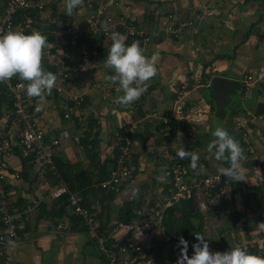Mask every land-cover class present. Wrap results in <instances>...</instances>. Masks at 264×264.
<instances>
[{
	"label": "crops",
	"instance_id": "crops-1",
	"mask_svg": "<svg viewBox=\"0 0 264 264\" xmlns=\"http://www.w3.org/2000/svg\"><path fill=\"white\" fill-rule=\"evenodd\" d=\"M88 1H92L94 6H97L96 10L100 12L98 15L100 28L108 29L109 34L107 36L102 33L85 35L100 38L96 42L99 48L94 50L87 60H83L80 55V51L85 49L84 42L78 43L72 36L71 39L67 36L63 37L62 42H59L57 46L62 45V50L68 51L67 61L64 60L63 54L61 57L55 56L52 61H47L46 58V62L43 60L45 71H51L57 75L55 87L51 92L54 102L50 101L48 96L43 104L34 100L32 109L35 122L45 129L47 138L59 135L62 130H67L69 133V138L66 139L68 141L61 143L55 155L64 162L72 164L80 162L83 169L88 166V160L80 159L76 150L81 149L78 138L85 130V119L89 115L98 125L100 158L115 161L112 156L116 145L115 139L117 140L115 136L118 135L120 128L128 127L127 130H131L136 138H141L138 146L140 143H145L147 146L145 153L140 149L134 151L138 155L136 181L139 182L143 176H148L157 183L156 176L162 175L167 157L172 154L170 152L176 151H173L174 146H172L175 141L174 138L171 142L161 138L157 131L158 124L148 120L147 114L153 111L159 113L172 111L175 107L176 89L183 85L186 88L185 111L193 109V112L200 115L203 110L200 108V103L196 104L195 100L199 102L198 98L212 99L211 95L206 96L204 90L210 94L213 77L235 81V90L231 92L235 95L234 101L227 107L226 113L227 115L231 111L235 113L233 127L229 132L231 136L237 138L236 140L244 150L246 160L242 162V167L245 170L243 173L245 180L230 182L227 177L224 179L219 202L223 203L221 200L226 199L231 212L229 213L228 210V215L223 214L221 219L217 218L212 224V227L218 230L215 237L211 238L210 233L203 236L208 240L209 248L213 249V252L228 251L238 243L244 249L247 244H251L250 246L255 244L260 249L257 255L264 256V232L256 229L259 223L264 222V111L261 114L256 113L259 105H261L259 110H264V0H148L151 1L150 3H146V0H84L86 5L89 4ZM61 2L64 3L62 0ZM86 13L85 7L79 6L75 15L71 16L70 23L66 25H73L78 20L81 27L85 26ZM61 14L63 9L54 6L51 12L54 18L52 23L55 21L56 25V19ZM148 16L153 17L154 24L145 23V17ZM130 22L138 23L145 31L143 47L146 49V54L150 57L152 54L159 53L160 59L157 62L158 73L148 82L147 90L140 97L139 104L120 106L115 101L123 93L118 90V84H112L105 79L106 76L113 75L114 71L106 67L104 61L112 42L111 34L118 32L114 26L123 27ZM189 22L191 25H186ZM170 25L176 29L175 33L166 30ZM249 28L251 31L247 36L246 32ZM126 34L123 35L126 36ZM51 47L45 49V56L47 51L54 50ZM65 71L69 73V78L60 81L59 73ZM246 76H251L252 79L245 82ZM197 78L199 82H196ZM190 83L194 85L190 86ZM57 87H60L62 91L57 92ZM78 96L86 100L85 109L78 108V112L72 116L77 118V121L62 120L59 109L67 104L65 100L68 97ZM52 103H55V110L48 114L46 110L53 106ZM203 103H205L203 109L208 105L211 110L206 100ZM214 115L216 116L215 113ZM237 121L242 122L246 131L245 137H240V133L234 127ZM217 122L220 125L223 121L217 119ZM77 123L83 126L76 128ZM197 140L199 141L198 138ZM135 144L137 145V142ZM207 146L197 142L191 144V147L199 152L202 147L205 149L199 159L206 162L209 171H215L210 170L209 167L214 163L219 168L229 166L227 162L224 166L219 162L216 163L211 156L206 158L209 153ZM10 163L13 168H17L20 160L15 157L10 160ZM30 172V180L22 179L21 183H14L8 187L10 197L19 211L28 197L43 193L47 187L46 181L43 182L36 172L33 170ZM246 186L249 192L245 190ZM122 189L117 191L108 208L101 206L99 198L88 196V204L96 220L99 216L102 221L107 220L108 217L111 220L109 226L112 225L116 212L127 200V198L122 200ZM132 189L134 188L130 190ZM253 193L256 195H252ZM130 196L129 199H131ZM136 198L138 197H134ZM43 203L46 206L44 212L38 210L32 214H20L18 217L19 240L15 242L14 247L10 245L6 247L3 263L103 264L96 243L89 233L83 230L82 225L71 222L67 215L54 220L45 217L55 212L56 208L53 206L54 201L50 198H46L41 204ZM223 207L226 209V206ZM244 211H248L249 214L245 215ZM59 224L61 227H58ZM208 225L209 218L207 224L209 229ZM233 229V238L223 239L219 243L221 238L219 234L224 230ZM246 229H249L250 235L244 234ZM160 234L161 227L156 228L152 235L149 231H143L134 234L133 238L149 249L152 238L157 241ZM126 235L121 234L117 240L126 241L128 236ZM191 243L196 244L198 241L193 240ZM181 248L182 246L176 244H167L149 254V257L143 250L132 256L129 264H168L178 261ZM177 249L180 250L179 253L175 251ZM189 251L194 252L193 249Z\"/></svg>",
	"mask_w": 264,
	"mask_h": 264
},
{
	"label": "built area",
	"instance_id": "built-area-1",
	"mask_svg": "<svg viewBox=\"0 0 264 264\" xmlns=\"http://www.w3.org/2000/svg\"><path fill=\"white\" fill-rule=\"evenodd\" d=\"M54 1L56 0H6L3 3L0 1V35L13 30L15 27H24L26 32L30 34L35 29L45 35V32L38 28V26L43 25L46 19L44 15L46 3ZM82 6L87 11L86 15H84V20L88 23L86 27H81L79 24H73L70 27L60 25L51 32V35H54L56 38H63L70 34L73 35L75 41L84 32L102 33L104 36H107L109 30L98 27V15L100 12L98 10L94 11L90 4H82ZM29 9H36L37 16L34 18L30 16L28 13ZM19 13H24V22L22 25H15V18ZM186 25H191V23L189 22ZM166 30L171 33L176 32V29L171 25ZM127 35L145 36L146 33L143 30H135L131 26L127 28ZM51 46H53L52 43L48 47ZM80 52L84 60L89 58L90 54L85 49H82ZM68 78L69 73L66 71L59 74L60 81L67 80ZM251 79V76H246L245 82H249ZM2 85L12 104V109L8 112L3 111V113L13 119V123L16 125V133L13 138H2L0 140V264H4L3 259L5 249L9 245L8 242L14 241L15 243L19 240L18 217L20 214H32L38 211L41 203L46 198L59 200L66 196L65 208L67 212L71 216L78 217L84 229L96 239V248L103 258L104 264H129L132 256L145 250L144 244L139 243L133 238V235L143 231L151 232L156 228H160L164 209L175 206L181 200L192 198L194 211L203 216V227H207L208 213L211 211L207 201L212 191L220 193L223 190L224 176L220 175L218 171H209L206 164L201 160H199L198 164H202L206 171L198 175L199 168L197 172H194L190 167L189 160L182 162L178 157L169 155L166 159V165L162 169V175L167 173V180L162 183L166 188L167 195L163 198L158 208L152 212L146 211L147 217L143 221H132L126 225L119 223L107 235H99L94 215L84 205L81 197L69 190L68 184L61 178L53 160L56 156L55 152L61 146V143L69 138V133L67 130H62L59 135L50 139L47 138L45 129L38 126L35 122L33 111L31 110L34 106L33 97H29L26 93V87L21 86L26 85V83L12 78L10 81L3 82ZM184 88L182 85L176 89L175 107L172 111L164 113L153 111L146 116L148 120L164 128L162 131L164 138H170L171 134L180 135L183 131L187 133L189 128H186V123L192 124V122L187 121L190 114L186 113L187 115H184V108H187ZM56 90L57 92L62 91L60 87H57ZM67 101H69L68 103L71 102L72 105L65 108V120H69L71 116H74L78 112L82 98L80 96L68 97ZM139 101L140 99L134 103L137 105ZM0 121L5 122L4 119ZM235 127L242 137L246 136V131L241 121H237ZM126 132L128 134L131 130H127ZM187 134L191 135L190 132ZM131 144L130 139L125 138L124 144L120 147V152L116 158L115 169L110 173L108 180L101 183L103 189L116 191L117 187L127 179L129 174L128 170L124 167V163L130 157ZM15 152H18L19 156ZM15 157L20 160L17 168H13L10 163V160ZM20 157L28 160L31 169L42 178L43 182L46 181L47 187L43 193L28 197L19 211L10 197L8 187L14 183L22 182L21 174L23 169ZM46 172L50 173L54 184L47 185L49 182L46 176H44ZM175 215L177 216V214ZM58 227H61V224ZM121 234L128 235H126L124 243H120L117 240V237ZM108 240L110 244L106 246ZM187 254L191 257L193 251L188 250ZM168 264H177V261L169 262Z\"/></svg>",
	"mask_w": 264,
	"mask_h": 264
},
{
	"label": "clouds",
	"instance_id": "clouds-1",
	"mask_svg": "<svg viewBox=\"0 0 264 264\" xmlns=\"http://www.w3.org/2000/svg\"><path fill=\"white\" fill-rule=\"evenodd\" d=\"M84 0H65L66 15L71 17L75 9L83 4ZM111 45L104 64L114 71L113 75L105 79L118 84V90L123 93L116 98L120 106H128L140 99L147 90L148 82L157 73L159 53L146 54V49L141 47L139 41L126 44L127 37L119 32L111 34ZM49 46L48 37L40 31L33 29L31 34L19 30H9L0 35V83L10 81L13 77L27 82L26 93L29 97L38 99L40 104L46 102V97L51 94L57 81V75L43 68L45 49ZM179 135V134H178ZM214 139L208 144L207 151L213 153L216 161L228 163V167H220L219 173L228 178L230 182L245 180L242 162L246 156L239 141L231 136L223 127H216L212 133ZM176 157L189 160L190 167L198 175L206 169L198 164L199 156L194 151H186L183 146L176 152ZM167 173L157 177V181L164 183ZM133 195H138L139 189H132ZM258 231L264 232V222L256 226ZM198 243L193 244L194 250L188 256V242L181 236L179 245L182 246L177 264H264V256L254 255L246 251L241 245L236 244L229 251L212 252L208 240L201 234H195ZM14 247V241L8 242Z\"/></svg>",
	"mask_w": 264,
	"mask_h": 264
},
{
	"label": "trees",
	"instance_id": "trees-1",
	"mask_svg": "<svg viewBox=\"0 0 264 264\" xmlns=\"http://www.w3.org/2000/svg\"><path fill=\"white\" fill-rule=\"evenodd\" d=\"M0 1H1V3H3L4 1L6 2V0H0ZM150 2L151 1L146 0V3H150ZM88 3L92 6V9L94 11H96L97 6H94L92 1H88ZM75 12H76V9L74 10L72 16L75 15ZM28 13L33 18L36 17L38 14L36 9H29ZM23 22H24V13H19L18 16L15 18L14 23H15V25L16 24L22 25ZM152 22H153L152 16L145 17V23L147 25L148 24L149 25L154 24ZM54 23H55V21H54ZM54 23H51V22L46 23V20H45L43 25L38 26V28H40L41 30H43L45 32V35L48 37L49 43H52L53 45H55L57 43V38L54 35H51V32L55 29V26H56ZM46 25L48 27H45ZM87 25H88V23L86 22V25L83 27H86ZM65 26L70 27L71 24L65 25ZM131 26H133L135 28V30H143L142 26H140L138 23H135V22H130V24L128 23V25H126V26H123V27L117 26L115 28L118 29L119 33L126 34L127 28H129ZM98 27L100 28L99 23H98ZM251 28H252V26H251ZM250 31H251V29L249 28L248 31L246 32L247 36L250 34ZM87 34H91V32L82 33V35L79 36V39L76 40V42H78V43L84 42L85 43V50L90 54V56H89V58H90L92 55V52L99 48V45L96 42H98L100 38H99V36H96V37H93V36L91 37V35L85 36ZM66 36L68 39H71V36H72V38H74L73 35H70V34H68ZM66 36H64V37H66ZM126 37H127V40H126L127 45H131V43L133 41H140V40L145 39V36H137V35L130 36V35L126 34ZM67 52L68 51H65V53L63 55V58L65 61H67L66 59H68V53ZM80 55L82 57L81 52H80ZM43 60L45 61V53H44ZM13 79L16 80L19 78L13 77ZM23 82L27 83L25 81H23ZM65 101L67 104H65L63 108L61 107L59 109V116L62 120H65L64 119L65 108L69 105H72V103H68L69 101H67V100H65ZM207 102L210 106L211 111L216 114L219 121H224L227 117H229L230 121H232V119L235 116V113L233 111H231V113H229L227 115L225 109H222V110L216 109L212 99H207ZM86 104H87L86 100L82 99V101L79 105V109H81V110L85 109ZM2 105L5 106L6 112H8L9 110L12 109L11 101H10V99H8L6 92L4 91L2 83H0V120H2V119L5 120V123H6L5 131H6V130H8V127L10 126L12 119H11V117L6 116L5 113L1 112ZM260 108H261V105H259V107L257 108V111H256L257 114H261L264 111V110H259ZM70 119L71 120L73 119V121H77V118L72 117V116L70 117ZM81 126H83V125H80L79 123L76 124V128H81ZM84 126H85V130L83 131L81 137L78 138L79 139L78 143L82 147L83 152L85 153V157L88 160V166L85 169H83L80 162H77L74 164L64 162V160H62L58 156H55L53 160H54V163L57 167V170H58L61 178L68 184L69 190L72 193L78 194V196L81 197V200L84 203V205L87 208H89L93 214V210L91 209L90 204H88V196L91 195L95 198H99V200L101 201V206L108 208L110 203L113 201L117 191L124 188V186L126 185V182L128 183L132 178H134L136 176L137 168H138L137 167L138 155L134 154V152L131 150L130 157L127 158L126 162L124 163V167L128 170V174L130 175L129 181L126 179L127 181L125 180L126 181L125 184L122 183L119 187H117L116 191L109 190V189H103L101 187V183L103 181L108 180L110 173L115 169L116 158L120 152L119 151L120 147L124 144L125 138H128L130 133L127 134V132H126L128 127L126 129L125 128L119 129L118 135L115 136V138H117V140H119V142L116 143V145L114 146V150H113V155L115 157L114 158L115 161L111 162V160H107V159L102 160L100 158V152L98 149L99 148V139H98L99 129H98V125L96 124V121L94 119H92L91 116L88 115L87 118L85 119V125ZM158 127H157V131H159L160 137L163 139H166L167 142H171V139L174 138V135L171 134L170 135L171 137L168 139L164 138L162 136V131L164 130V128L160 127L159 125H158ZM186 128H189V125L187 123H186ZM240 137H242V136L240 135ZM6 138H8V137L6 136L5 139ZM0 140H2V137H0ZM15 154L17 156H19L18 152H15ZM20 159H21V164H22V169H23L22 174H21L22 179L24 181L30 180L29 175L31 174L30 170H32V169L29 165V162L27 159H24L22 157H20ZM184 161H187V160H182V162H184ZM201 161L206 164V162L203 159ZM44 176H46V178L48 179L49 184H54V182L51 180L52 176L50 175V173L46 172ZM164 189L166 190L165 187H164ZM216 194H217L216 191H212L210 197H214ZM252 195L255 196L256 194L253 193ZM162 200L158 202V204L156 205L155 208L151 207V212L154 209L158 208V206L162 203ZM53 201H54L53 206L56 208V210H55V212H53V213H51L45 217L52 218V220H54V218H63V216L67 215V218L71 222H77V224L82 225V222L78 217L71 216L67 212V210L65 208L66 196H64L63 198H61L59 200H53ZM141 203H142V199L140 197H138L136 199H132L130 201H127V200L124 201L123 204L118 209V211L116 212V216L113 220L112 225H110V226H109V222L111 220L108 217L106 218L107 220L102 221V220H100V216L98 217L97 220H96V216H94L95 221L97 223L98 234L99 235H107L114 227H117L119 223L126 225L132 221H135V222L143 221L145 219V217H147V212H145L144 210H141ZM45 207H46L45 203H43L40 205L39 210L44 212ZM175 214H177V216ZM42 216H44V215L42 214ZM82 228H83V230H85L83 226H82ZM202 228H203V216L194 211L192 198L186 199V200H181L175 206L168 207V208L164 209V211L162 213V221H161V234L158 236L157 241H155V239L152 238V240L150 241V248L147 249L145 247V252H146V254H148L147 256L149 257V254H151L155 250H159V249L163 248L167 244L179 245V238L181 236H183V238L188 242V248L193 249L192 248L193 243H191V241L193 242V240H196L195 234H201L202 235V233H201ZM165 238H168V240H165ZM92 239H93L94 243H96V239L94 237H92ZM124 242H125V240H122L120 243H124ZM109 244H110V241L108 240L106 242V246H108ZM245 250L251 254H254V255H257L260 253V249L255 244L253 246L246 247ZM100 257H101V255H100ZM101 259L103 261L102 257H101ZM103 264H104V262H103Z\"/></svg>",
	"mask_w": 264,
	"mask_h": 264
},
{
	"label": "rangeland",
	"instance_id": "rangeland-1",
	"mask_svg": "<svg viewBox=\"0 0 264 264\" xmlns=\"http://www.w3.org/2000/svg\"><path fill=\"white\" fill-rule=\"evenodd\" d=\"M64 1L61 2V0H56L54 2H47L46 5H45V11H44V15L46 17V23H52L54 18L51 16V12L52 10L54 9V6H59L63 9V14H61V16H59L58 18L55 16L56 19V28L60 25H66L67 23H70V20H71V17L69 18V16L66 15V9H65V0H62ZM83 4H85V2H83ZM88 15V14H87ZM77 20V19H76ZM50 21V22H49ZM79 23V21L77 20L76 21V25ZM45 27H48L47 25ZM13 30H19V31H23L25 34H30L28 32H26L25 28L24 27H15ZM57 43L55 45H53V47H51V49H54L53 51H47L46 53V56L45 58L47 59V61H52L54 60L55 56H58V57H61L62 54L64 55L65 53V50L63 49L62 50V45L60 46H57L59 44V42H62V38H57ZM76 43V42H75ZM65 46V44H64ZM60 47V48H59ZM54 54H53V53ZM61 59V58H60ZM60 74V73H59ZM193 81H194V78H192ZM196 82H199L198 81V78H197V81ZM195 83V82H194ZM190 86H193L194 84L190 83L189 84ZM188 87V86H187ZM186 90V88H184ZM206 91V92H205ZM204 93L206 94L207 97H209V92L207 90H204ZM234 94H231L229 93L228 94V102L224 105V109L227 110V107L230 106V103L232 101H234ZM47 98V97H46ZM48 98L50 101H53V97H52V93L50 95H48ZM188 99V95L186 97ZM204 98V97H202ZM37 102V98H33L32 101L34 102ZM56 100V99H55ZM198 100H200L199 102H197V99L195 100L196 101V104L197 103H200L199 105L200 108L205 111H201L200 115H197L196 112H193V109H190L191 111H185V114L184 115H187L186 113L190 114V117L187 118V121H190L192 122V124H188L189 125V129L187 130V133H191V135H188L185 131H183V133L181 132L180 135H174V141L177 143L175 144V142L173 143L174 146L173 148V151L174 152H170L172 154L170 155H173L176 157V152L178 151L177 149H179L181 146H183L185 148L186 151H194L198 154V156L201 158V154H202V151L205 150L203 149V147L200 149L201 152L195 150L193 147H191V144L197 142V143H202L204 144V146L206 147L213 139V131L215 130L216 127H223L225 128L228 132L229 130L232 129L233 127V119L232 121H230L229 117H227L223 122L220 123V125H218L219 123L217 122V117L214 115V112H212L211 110H209V107L208 105L207 108H204L203 109V106L205 105V103H203L205 100L207 102V98L205 99H202L201 98H198ZM34 102V103H35ZM54 102V101H53ZM53 106L52 107H48L46 112L49 114L51 112H53L55 109H54V106H55V103H52ZM232 105V104H231ZM3 111H5V106L2 105V108H1V112L3 113ZM10 129L5 131V127H6V123L3 122V121H0V137L2 138H5L6 136L8 138H13L15 136V125L13 123V119L11 121V124H10ZM234 127H235V124H234ZM230 134V132H229ZM5 136V137H4ZM130 141L132 142L131 144V148H130V151L132 150L133 152L135 151V149H140V151L144 150V153L147 151V146L145 145V143H140L139 146H138V143L140 142V139L141 138H136L134 136V133H131L129 134V137ZM197 138L199 139V141L197 140ZM237 139V138H235ZM68 140H64V143L67 142ZM115 142H119V140H116L115 139ZM135 142H137V145L135 144ZM142 145V146H141ZM145 146V147H144ZM81 149H77L76 152L78 153V156L80 159L84 160L86 157H85V153L83 152L82 150V147L80 146ZM199 152V153H198ZM135 154V153H134ZM206 155V153H205ZM114 156V155H112ZM211 156L212 159L214 161L215 158H214V150H213V153H208V156L206 155V158H211L209 157ZM115 158V157H114ZM220 163L221 165L223 164V166L226 164V162L224 161H216V163ZM210 167V170H215V171H218L219 172V167L216 166V164L214 163V165L212 166H209ZM146 174V173H145ZM159 176V174H158ZM156 176V178L158 177ZM161 176V175H160ZM137 174L134 178H132L130 180V175H128L127 177V180L129 181L128 183L126 181H124L123 183L125 184L126 182V185L124 186V188L122 189L121 192L122 193V200L124 201L126 198H127V201H130L132 199H134V197H140L142 199V203H141V209L144 210L145 212L146 211H151V207L152 208H155L156 205L158 204L159 201H161L166 195V190L164 189V185L160 182H155L152 178L148 177V176H143L140 181H136L137 180ZM224 178H226L224 176ZM250 183V182H249ZM123 184V185H124ZM131 188H138L139 189V193L138 195H133V192L130 190ZM245 190L248 191L249 189L247 188V186L245 187ZM119 191V190H118ZM249 192V191H248ZM10 196H11V193H9ZM131 195L129 199L126 195ZM220 194L221 193H218L217 195H215L214 197H210L209 200L207 201V204H208V207L210 208L211 211H209L208 213V218H209V229L208 227H203L202 230H201V233L202 235H205V234H209L211 235V238L212 237H215L216 236V232L218 231L216 228H213L212 227V224L214 222H216L217 218L218 220L222 218L223 214H227L228 215V210H229V213L231 212L230 210V206H229V203H226V199H223L221 200L223 203L219 202V198H220ZM12 199V198H11ZM14 199V198H13ZM218 200V201H217ZM121 201V199H120ZM151 203V204H150ZM120 204V203H119ZM223 206H226V209H224ZM242 207V204L240 205ZM150 208V209H149ZM232 209V207H231ZM94 214V213H93ZM244 214L245 215H248L249 212L248 211H244ZM255 217V216H254ZM208 230V231H207ZM226 232V233H225ZM249 229H246V231L244 232V234L246 233L247 235H250L249 233ZM154 234V230L150 232V235ZM242 234V235H244ZM220 235V242L223 241V239L225 240H230L233 238V235H234V229L233 230H227V231H222ZM255 236V235H254ZM157 237V235H156ZM216 242V241H215ZM239 244V243H238ZM251 244H247V247L250 246ZM245 246V245H244ZM219 248V246L217 247ZM212 252H213V249H210ZM177 253H179V249L175 250ZM174 257H177L176 255H174Z\"/></svg>",
	"mask_w": 264,
	"mask_h": 264
},
{
	"label": "water",
	"instance_id": "water-1",
	"mask_svg": "<svg viewBox=\"0 0 264 264\" xmlns=\"http://www.w3.org/2000/svg\"><path fill=\"white\" fill-rule=\"evenodd\" d=\"M143 47V40L139 41ZM236 82L222 77H213L210 84V95L216 109L222 110L228 102V94L235 90Z\"/></svg>",
	"mask_w": 264,
	"mask_h": 264
}]
</instances>
